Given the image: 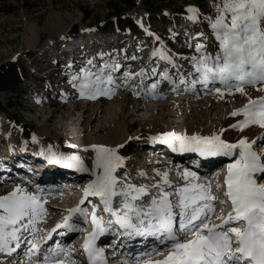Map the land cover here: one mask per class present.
Returning <instances> with one entry per match:
<instances>
[{
  "label": "rangeland",
  "instance_id": "1",
  "mask_svg": "<svg viewBox=\"0 0 264 264\" xmlns=\"http://www.w3.org/2000/svg\"><path fill=\"white\" fill-rule=\"evenodd\" d=\"M219 2L220 0H0V146L4 143L3 140L9 139L6 136L9 133L22 135L15 140L10 138L15 143L21 138L32 141V136L35 135L43 143L54 144L53 147L63 156H79L78 149L84 142L88 141L92 145L100 144L103 137L109 133V129L115 128L123 132L120 133L122 138L119 142L123 147L117 149L123 161L116 175L121 181L127 177L131 183L148 186L151 191L150 199L157 193L152 185L158 181L162 182L163 173H168L169 182L180 181L172 187L165 185L167 191L175 192L178 186L188 182L183 178L184 171L190 170L191 163H197L194 161L197 160V155L191 151L194 158L190 165L184 164L182 173L177 174L176 166L172 162L174 158L168 160L173 149H167L158 138L157 144L153 145L155 141L152 140L154 137L151 136V130L159 126V121L163 128H169L173 126L168 123L172 119L175 125H183L189 131L192 130L194 134L201 136L221 134V138L230 143H235L242 137H249V141H256L253 149L263 153L259 151V147L261 150L264 148V142L260 141L264 131L260 136L258 133L264 128L254 125L241 131L239 128L230 127L244 118L242 114L231 116L232 111L242 108L248 102L249 96L256 98L264 95L251 86H247V96L225 93L221 97L215 92H207L201 85L193 88L188 84L177 83L173 91L172 84L163 81L161 75L154 77L149 75L141 87L133 89L121 86L108 95H98L92 99L88 95L81 96L79 90L72 85V76L79 75L80 69L91 67L96 70L106 62L121 66L118 72L112 73L116 77H122L124 72H137L141 68L146 71L156 68L160 73L169 71L177 81L181 73L187 76L193 69V62L187 58L198 55L195 51L196 44H203L206 53L215 54L218 50L214 32L209 26V20L205 18H214L217 15L216 5ZM189 6L199 10V20L188 19L191 15L188 12ZM75 22L84 25L85 31L68 35L67 29ZM59 24H64L66 27L62 32L53 34V28ZM198 33L203 35L198 36ZM92 37L94 39L90 40L89 45L83 49L84 43ZM72 38L80 47L75 49L71 60H67L65 56L69 51L64 50L63 45L66 43L65 40ZM154 48H163L174 57L177 68L172 69L159 57H151ZM89 60L92 61L91 66L87 64ZM188 79L190 81L192 77ZM117 82L119 83V80ZM153 82L157 83L154 92L151 90ZM136 83L139 84V78H136ZM181 98H185L186 103L177 105ZM168 99H172L170 106L159 110L155 115L151 109L144 106L147 103L166 102ZM86 104H94L95 109L101 106L100 109L103 108L107 113L99 110L94 118L95 114L83 110ZM123 105L126 108L125 117L119 119L124 121L117 118L118 111ZM132 111L134 114L129 116ZM83 115H87L88 118L79 125L78 122ZM114 117L115 121L110 122L105 132L92 134L91 130L74 131L77 125L86 127V124L94 119L91 124L93 130L100 126L102 121H110ZM148 117L149 119H146ZM72 120L75 121L72 123ZM195 121L196 124L192 125ZM123 125L127 126V131L123 130ZM221 129L225 131L221 133ZM43 133L44 136L41 135ZM159 134L157 133V136ZM115 144L109 147L116 148L118 145ZM40 145L45 147L42 143ZM177 150L179 148L174 151ZM161 156L168 158L164 159ZM22 157L27 158L25 159L27 166H30L31 162H34L33 165L41 163L44 165V159L36 163L32 161L34 158L28 152L26 155L22 154ZM0 158L4 159L3 156ZM184 158L186 159L187 156ZM202 158L204 161L205 158ZM234 158L235 156H229L220 159L216 168L206 174L201 171L198 173L199 169L196 170L198 182L207 181L212 188L217 184L221 185L215 192L217 198L224 199L223 180L227 166ZM2 159H0V196L11 192L17 185L29 192L39 190L46 209L52 205L51 203H55V198L58 197V195L49 196L53 189L58 186L59 188L56 189L62 190L70 184L74 186L78 184L76 178L69 177L73 172H79L78 169L71 170L64 167L61 170L55 167L51 168V171L47 168L44 171H49L47 177L44 178V175L40 179L41 183L45 181L44 179L46 181L39 187L31 189L28 182L14 178V173L11 171L8 170L10 174L5 172L3 175L5 170L2 168L4 162ZM209 159L211 163L218 161L212 157ZM84 162L87 163L85 160ZM203 164L197 163L201 167ZM37 168H35L36 172ZM18 169L24 174L31 173L26 167ZM83 175L81 174V177ZM93 178L91 173H86L80 187L74 188L69 194V204L63 206L76 207L85 198L84 190ZM55 181L57 183H53ZM97 199L99 198L93 197L91 202ZM172 199L175 200V197ZM70 208L60 207L55 215L66 217ZM84 209H91L89 203ZM230 210V206H225L221 213L217 204L213 220L215 216L227 215ZM85 218L78 215V219ZM51 220L52 216L47 213L37 220L39 236L50 230ZM73 235L75 237L77 234ZM134 255L127 254L132 258ZM6 256V251H0V264H11ZM149 258L155 260L161 257H143V259ZM27 260L20 259L21 263L26 264ZM20 261L16 264H21ZM77 261V264H89L81 257H76Z\"/></svg>",
  "mask_w": 264,
  "mask_h": 264
},
{
  "label": "snow or ice",
  "instance_id": "2",
  "mask_svg": "<svg viewBox=\"0 0 264 264\" xmlns=\"http://www.w3.org/2000/svg\"><path fill=\"white\" fill-rule=\"evenodd\" d=\"M216 8L214 18H205L209 20L218 42L216 53H206L203 44H196L198 55L187 58L193 62V69L187 76L181 73L177 81L169 71L160 73L156 68L151 69V76L162 75L163 81L172 84L173 91L180 83L193 88L201 85L207 92H215L221 97L225 93L247 96V86L264 93V0H220ZM188 12L191 13L188 19H200L197 8L189 6ZM150 55L166 61L172 69L177 68L174 57L163 48H154ZM87 64L91 66L92 61ZM120 68L117 63L107 62L96 70L82 68L79 75L72 76V85L81 96L95 99L121 86L141 87L149 76L144 68L137 72H124L122 77L114 76L112 73ZM188 77L192 79L189 81ZM136 78H139V84ZM109 85L111 87H106ZM156 88L157 83L153 82L151 90L154 92ZM241 114L244 118L230 125L231 128L241 131L254 125L264 128V95L256 98L249 96L242 108L230 113L233 117ZM223 131L221 129V133ZM161 136L169 144L178 141L181 151L198 152L201 156H235L228 164L223 180L224 199L217 198L210 183L198 182L195 172L185 170L183 178L188 182L178 186L175 192L166 190L165 185H172L165 172L162 182L152 185L159 195L152 196L147 205L137 203L151 193L148 186L131 183L127 177L121 181L116 175L123 161L117 149L123 145L116 148L102 144L86 146L85 152H94L91 167L78 155L51 153L50 162L90 172L94 178L84 190L85 199L98 197L103 210L115 216V222L120 227L131 230L128 234L150 235L165 245L164 251L154 248L148 254L160 259H143L142 264H264V183H258L255 178L257 174H264V153L253 149L256 141L242 137L230 143L216 133L189 136L169 132ZM32 140L37 141L35 135ZM173 150H176L175 147ZM220 187V184L216 185L217 190ZM117 197L120 203L114 206ZM83 203L84 200H81L80 204ZM217 204L221 213L225 206H230L231 210L227 215L215 216L213 220ZM43 205L39 190L29 192L19 185L0 196V251L11 255L21 244H26L29 259L34 264H75L69 255L72 249L48 248L47 254H42L45 251L43 245L61 227L76 230L71 221L76 215L86 217V210L79 205L68 209L63 223H57L54 229L41 237L36 224L47 211ZM93 207L92 222L95 227L85 237L83 250L87 253L89 264H106L104 250L94 244L106 228L95 215L96 206Z\"/></svg>",
  "mask_w": 264,
  "mask_h": 264
},
{
  "label": "bare ground",
  "instance_id": "3",
  "mask_svg": "<svg viewBox=\"0 0 264 264\" xmlns=\"http://www.w3.org/2000/svg\"><path fill=\"white\" fill-rule=\"evenodd\" d=\"M66 26L63 24H59V25H56V28H53V30H52V33L53 34H56V33H58V32H62V29H64ZM159 96V95H158ZM157 96V97H158ZM162 96H163V94H162ZM170 100H172V99H168V100H166V102H169V103H166V102H161V103H157V104H152V103H147L146 105H144L145 107H147V108H149V110L151 109L152 111H153V113H154V115L159 111V110H162V109H165V108H167V107H169L170 106ZM176 103V102H175ZM186 102H185V98H181L178 102H177V105H184ZM93 105L94 104H86V105H84L83 106V110L84 111H88L89 112V114H95V115H93L94 116V118H96V114L98 113V111L99 110H101V111H105L103 108L102 109H100V107H98V108H93ZM136 107V106H135ZM194 109V108H193ZM125 110H126V108H125V105H123V106H121V108H120V110L118 111V114H117V118L119 119V118H124L125 116H124V112H125ZM105 113H107L106 111H105ZM136 113V112H135ZM134 113H133V111L129 114V116L130 115H133ZM90 117V116H89ZM136 117V116H135ZM150 117V116H149ZM149 117L148 118H146V119H149ZM88 117H87V115L86 116H82L81 118H80V120H79V122H78V124L79 125H81L82 124V122L83 121H85L86 119H87ZM115 117L114 118H112V119H110V121L108 120V121H102V123L100 124V126H98L97 128H94L93 130H92V122L94 121V119L91 121V122H89V124L87 123L86 125V127H81V126H79V125H77V128H76V130H74L75 132H81V131H83V130H91V132H92V134H97V133H101V132H105L106 130H108V128H109V124H110V122H112V121H115ZM90 120V119H89ZM119 120H122V119H119ZM75 121V120H74ZM73 120H72V123L74 122ZM122 121H124V120H122ZM158 121V120H157ZM117 122V121H116ZM168 123L170 124V125H173V126H171V127H169V128H163V126H162V124H161V122L159 121V126H156V128L154 129V130H151L152 132H151V136L152 137H155L156 139H157V133H160L159 134V136L161 135V134H163V133H166V132H173V133H176L177 135H185V134H187V135H189V136H191L192 134H194V132L191 130V131H189L188 129H186V127L185 126H183V125H175V122L171 119L170 121H168ZM196 124V121L194 122V123H192V125H195ZM123 130H128V128H127V126H125V125H123ZM119 130V129H118ZM150 131V130H149ZM264 130L262 129L259 133H258V135L260 136L261 135V133L263 132ZM120 133H123V132H120V131H117V129H109V133L107 134V135H105L104 137H103V139H102V141H100L101 143L100 144H102V145H106V146H113L115 143V145H119V142H121V138H122V135L120 134ZM42 136H44L45 134L43 133V134H41ZM20 136H22L21 134L20 135H18V133H14L13 135L11 134L10 135V138L11 139H13V140H15V139H18ZM252 136V135H251ZM248 139H249V137H247ZM263 138H264V135H263V137L260 139V141H263L264 142V140H263ZM159 139V138H158ZM157 139V140H158ZM223 139V138H222ZM41 140V139H40ZM223 140H225V139H223ZM226 141V140H225ZM227 142H229V141H227ZM173 143H179L178 141H173ZM113 144V145H112ZM89 145H92V144H90L88 141H86V142H84L83 143V147L82 148H85L86 146H89ZM174 148V147H173ZM79 150H81V149H79ZM182 152L180 151V149L179 150H177V151H175V152H173V154H172V156H170L169 158H168V156H161L162 158H164V159H166V158H168V160H171L172 159V157L174 158V159H172L173 161V164H174V166L175 165H177L176 166V172H177V174L179 175L180 173H182V167H183V165L185 164V166H186V163H185V161H183V160H179V158L182 156ZM186 155V154H185ZM92 156H94V154L92 155ZM226 155H223L222 157H221V159L222 158H224ZM3 158L5 159V156H3ZM160 159V158H159ZM89 161V163H86V165L88 166V167H91V160H88ZM214 162V161H213ZM6 164V163H5ZM212 165L210 166V168L208 167V169H209V172H212L215 168H216V166L219 164V161L217 162V163H211ZM33 167H35V168H37L38 167V165H32ZM186 168V167H185ZM184 168V169H185ZM195 168V167H194ZM59 169V168H58ZM58 169H56V171H58ZM51 171V170H50ZM55 171V172H56ZM189 171H191V172H195L196 173V169H195V171H194V169L193 168H190V170ZM59 172V171H58ZM90 173V172H89ZM81 174H86L85 172H82V171H79V172H73L71 175H69V177L70 178H76V181H78L77 183V185H75L74 186V184H70V185H68V186H66L65 187V189H55L53 192H51L50 194H49V196H51V197H54L55 195H58V197H56L55 198V203H51L52 205L48 208V209H46L47 211H46V213H47V215L48 214H50L51 216H52V220H51V228H50V230L49 231H51L55 226H56V224L57 223H63V222H61L63 219H64V217H65V215L63 216V217H60L59 216V214H57V215H55V212H57L56 210L57 209H60V207L61 208H64V207H68V208H70L69 206H63V205H67V204H69V202H70V193H72V191L74 190V188H79L80 187V185L82 184V178L84 177V175L81 177ZM256 178L258 179V181H260V180H264V176H256ZM177 183H180V181L179 180H174V181H172V182H170V184L173 186V184H177ZM204 183H207V181H204ZM74 186V187H73ZM216 190H217V188L216 187H213L212 188V191H213V193L215 194V192H216ZM60 191H62V192H60ZM89 197H91V196H89ZM87 198V199H83L84 200V203L81 205L80 203L78 204L80 207H82V208H84L85 206H86V204L87 203H89L90 201H91V199L90 198ZM218 199H221V198H218ZM101 202V201H100ZM77 205V206H78ZM99 212V211H98ZM45 216V215H44ZM73 218H76V217H73ZM76 230H74V231H72L71 233H68L66 236H65V238L66 237H71L72 238V240H70V241H73L75 238H74V236H73V233L74 232H78L79 231V228H75ZM58 230L59 229H57L56 230V235L58 234ZM48 231V232H49ZM84 231H86V229L84 230ZM54 236V235H53ZM73 236V237H72ZM49 242V241H48ZM47 242V243H48ZM46 243V244H47ZM108 243V242H107ZM46 244H45V246H46ZM68 244V242H66V244H63L62 245V240H60V244H59V247H65L66 245ZM116 244H117V242H116ZM136 244H139V243H136ZM118 245V244H117ZM133 245H135V244H126L125 243V247L127 248V247H129V246H133ZM160 247H158L157 249H159ZM58 249V248H57ZM68 249H72L73 251H71V252H69V255L71 256V258H72V260L73 261H75L76 262V260H75V254L79 251V253L77 254V255H79L80 254V252H81V249H79V248H77V249H75L74 247H68L66 250H68ZM150 251V250H149ZM148 251V252H149ZM27 255V253H25L24 255H23V257L24 256H26ZM17 258H18V261H20V258H21V256L20 255H18L17 256ZM106 258V257H105ZM17 261V262H18ZM16 262V263H17ZM34 261H31L30 263H27V264H34L33 263ZM89 261L87 260V263H88ZM10 263V262H9Z\"/></svg>",
  "mask_w": 264,
  "mask_h": 264
},
{
  "label": "water",
  "instance_id": "4",
  "mask_svg": "<svg viewBox=\"0 0 264 264\" xmlns=\"http://www.w3.org/2000/svg\"><path fill=\"white\" fill-rule=\"evenodd\" d=\"M84 30V25L78 23V22H75L74 25L67 29V34H75V33H78L80 31Z\"/></svg>",
  "mask_w": 264,
  "mask_h": 264
}]
</instances>
